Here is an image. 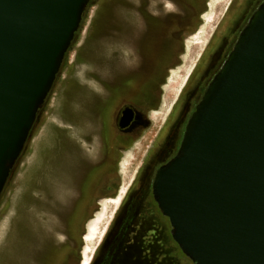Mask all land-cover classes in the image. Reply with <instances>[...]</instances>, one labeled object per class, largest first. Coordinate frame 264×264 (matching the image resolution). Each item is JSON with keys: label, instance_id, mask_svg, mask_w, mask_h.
I'll use <instances>...</instances> for the list:
<instances>
[{"label": "water", "instance_id": "95a60500", "mask_svg": "<svg viewBox=\"0 0 264 264\" xmlns=\"http://www.w3.org/2000/svg\"><path fill=\"white\" fill-rule=\"evenodd\" d=\"M89 1L0 0V194ZM131 113L122 110L120 126ZM152 187L195 264H264V0Z\"/></svg>", "mask_w": 264, "mask_h": 264}, {"label": "rangeland", "instance_id": "374dc122", "mask_svg": "<svg viewBox=\"0 0 264 264\" xmlns=\"http://www.w3.org/2000/svg\"><path fill=\"white\" fill-rule=\"evenodd\" d=\"M261 1H207L197 29L184 39L180 62L168 71L163 106L172 103L219 22L216 36L220 41L226 37L222 56ZM102 4L103 9L92 5L86 11L0 194V264H49L54 250L67 240V220L79 207L81 182L103 158L101 121L126 102L128 91L118 92L119 81L128 68L142 64L140 44L147 16L183 12L170 0H103ZM141 144L139 140L123 150L116 172L104 180L96 210L85 223L80 264L85 252L87 264H115L117 258L119 264H193L185 254L180 260L178 253L173 255L163 229H153L154 236L138 253L132 244L117 252L119 222L114 221L122 198L117 204L112 200L121 189L125 193L132 156ZM97 170L90 175L95 178ZM88 225L95 234L86 241Z\"/></svg>", "mask_w": 264, "mask_h": 264}, {"label": "flooded vegetation", "instance_id": "af4514ba", "mask_svg": "<svg viewBox=\"0 0 264 264\" xmlns=\"http://www.w3.org/2000/svg\"><path fill=\"white\" fill-rule=\"evenodd\" d=\"M91 1L83 12L84 17L90 6L99 5L101 7L103 5ZM220 24L221 21L170 105L165 104L163 106L165 78L162 83L142 91L135 98V102L126 100L115 114L110 113V117L107 116L101 121L102 137L104 141L105 139L109 140L112 148L123 152L132 144L142 140L139 150L132 156V175L124 195H121V204L114 221V224L117 220L119 222V224L117 222L119 227L117 232L118 254L124 252V249L131 244L133 251L138 253V251L143 250L145 243L151 239L149 236H154L153 229L164 230V234H167L173 249L178 253L177 259L180 260L184 254L172 238V227L169 219L159 209L152 185L157 170L177 153L188 118L211 78L219 70L225 60L224 58L227 57L233 46L231 43L226 45L224 51L226 53L221 56L223 53L220 52L223 48L221 45L226 37H222L220 41L221 36L219 38L216 36ZM145 33L141 36L142 40L146 38ZM178 62H180V57ZM134 71L135 68H128L127 73L130 74ZM211 72H214L212 76H208ZM125 107L132 109L131 117L127 124L120 126V117ZM115 264H119L118 258L115 259ZM152 264L157 263L152 261ZM158 264L163 263L161 261Z\"/></svg>", "mask_w": 264, "mask_h": 264}, {"label": "trees", "instance_id": "16d2710c", "mask_svg": "<svg viewBox=\"0 0 264 264\" xmlns=\"http://www.w3.org/2000/svg\"><path fill=\"white\" fill-rule=\"evenodd\" d=\"M102 1L92 0L91 2L101 4ZM172 1L182 6V13L147 16L146 38L140 44L143 55L142 64L134 72L125 76L122 81L120 80L122 86L119 87L118 92L123 95V92L127 90L128 98L126 100L135 102V98L142 91L164 81L169 69L178 63L185 37L193 33L200 24V16L206 10L208 0ZM82 19L84 20V15ZM104 142L103 158L100 163L88 169L81 182L79 207L67 220V240L60 248L54 250L49 264H80L85 223L91 218L92 212L96 210V199L99 196V191L103 188L104 180L116 172L121 156V151L112 148L109 140L105 139ZM93 169H98L95 172L96 175L94 174L95 178L93 174L89 173ZM172 251L174 255L176 252ZM163 263L170 264L168 261ZM193 264L195 263L193 262Z\"/></svg>", "mask_w": 264, "mask_h": 264}, {"label": "bare ground", "instance_id": "6f19581e", "mask_svg": "<svg viewBox=\"0 0 264 264\" xmlns=\"http://www.w3.org/2000/svg\"><path fill=\"white\" fill-rule=\"evenodd\" d=\"M122 191H123V189H121L120 190V192H119V195L117 196V198L116 199H114V200H112V203H118L119 201L118 200H120L119 198H121V195L124 193V191H123V193H122ZM105 204V203H104ZM103 204V205H104ZM102 205V206H103ZM106 206V205H105ZM105 206L102 208L101 207V209L103 210V209H105ZM102 212H104V211H102ZM102 212H100V213H102ZM103 214V213H102ZM102 214L100 215V216H102ZM98 215V214H97ZM98 217V216H97ZM101 220V219H100ZM94 222V221H93ZM98 223H100V222H98ZM97 232V231H96ZM93 233L95 234V232H93L92 231V228H90V225H88L87 226V233H86V235H85V240L86 241H89V240H91L92 239V235H93ZM94 237V236H93ZM86 250V248H84V251ZM84 251H82V252H84ZM86 253V252H85ZM85 253H83V262L81 263V264H87V262H88V259H89V257L87 258V256L85 255Z\"/></svg>", "mask_w": 264, "mask_h": 264}]
</instances>
